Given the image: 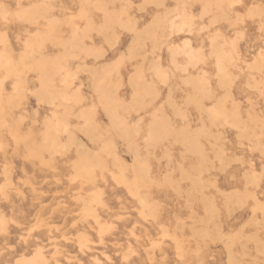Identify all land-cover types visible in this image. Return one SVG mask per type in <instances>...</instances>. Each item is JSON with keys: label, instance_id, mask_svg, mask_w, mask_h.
Listing matches in <instances>:
<instances>
[{"label": "rangeland", "instance_id": "obj_1", "mask_svg": "<svg viewBox=\"0 0 264 264\" xmlns=\"http://www.w3.org/2000/svg\"><path fill=\"white\" fill-rule=\"evenodd\" d=\"M231 3L0 0V264H264V0Z\"/></svg>", "mask_w": 264, "mask_h": 264}, {"label": "snow or ice", "instance_id": "obj_2", "mask_svg": "<svg viewBox=\"0 0 264 264\" xmlns=\"http://www.w3.org/2000/svg\"><path fill=\"white\" fill-rule=\"evenodd\" d=\"M236 4L243 5V0H232L231 6L234 7ZM252 12H253V9H249L247 12V15L251 16ZM261 15H262V17H264V11H262ZM261 31L264 32V22H262V24H261ZM260 59H261V63L264 64V48L261 49V58ZM262 94H264V93H262Z\"/></svg>", "mask_w": 264, "mask_h": 264}, {"label": "bare ground", "instance_id": "obj_3", "mask_svg": "<svg viewBox=\"0 0 264 264\" xmlns=\"http://www.w3.org/2000/svg\"><path fill=\"white\" fill-rule=\"evenodd\" d=\"M80 142V141H79ZM144 195V194H143ZM3 223V222H2ZM27 263V262H26Z\"/></svg>", "mask_w": 264, "mask_h": 264}]
</instances>
